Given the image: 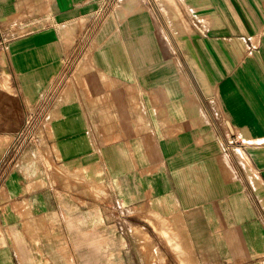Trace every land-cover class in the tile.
<instances>
[{"label": "crops", "instance_id": "1", "mask_svg": "<svg viewBox=\"0 0 264 264\" xmlns=\"http://www.w3.org/2000/svg\"><path fill=\"white\" fill-rule=\"evenodd\" d=\"M91 1L33 2L38 28L3 41L13 85L32 90L50 82L65 56L61 39L74 32L79 8ZM182 1L203 10L192 50L215 92L209 108H190L188 78L187 86H173L180 78L167 75L173 61L161 62L154 15L139 0H120L117 9L126 12L119 25L144 34L139 46L137 38L131 41L129 65L144 58L151 72L160 57L155 66L164 67L166 82L154 90L149 79L150 107L123 115L146 117L147 123L119 126L116 146L102 145L98 161L87 151L59 162L80 161L87 170L99 164L106 186L98 189L111 192L114 203L105 194L94 199L92 179L80 192H71L73 185L62 178L57 190H33L29 176L7 167L0 176V264H141L140 243L126 240L131 227L158 248L162 264H264V0ZM28 2L0 0V23L17 17ZM156 2L169 23L189 28L170 8L174 0ZM105 46L108 64L123 76V52L113 40ZM131 66L126 72L134 77ZM89 70L79 65L76 71L94 93V82L106 77ZM20 94L21 100L35 99ZM71 141L63 143L76 149Z\"/></svg>", "mask_w": 264, "mask_h": 264}, {"label": "rangeland", "instance_id": "2", "mask_svg": "<svg viewBox=\"0 0 264 264\" xmlns=\"http://www.w3.org/2000/svg\"><path fill=\"white\" fill-rule=\"evenodd\" d=\"M174 1L176 3H172L170 8H173L181 19L183 17L187 20L189 28L180 29L169 23L156 0H139V6L143 8L142 5H145L155 17L158 34H154V37L159 45L161 62L163 63L165 59L173 61L174 68L171 67L167 75L180 78L173 81V86H177L178 89L181 83L183 86L186 85L184 78H188L190 108H197L198 105L209 108L208 98L213 97L215 92L213 86L202 79L203 74L196 64L197 59L192 50V42L198 34L199 24L202 23L199 14L203 10L198 11V7L192 8L188 2L182 0ZM33 2L38 0H29L27 8H23V12L18 13L17 17L5 21L4 24L0 23V176L7 167L9 173L22 172L30 177V187L33 190L39 188L57 190V180L62 178L73 185L72 189L70 188L71 192L76 188L80 192V188L86 185V179H92L95 189L94 199L105 194L104 197H107L112 205L114 203L112 193L108 194L98 189L106 186L103 183V170L99 164L95 163L87 170L80 161L66 166L64 164L60 166L59 162L63 158L75 154L81 155L87 151L93 152L96 162L101 156L102 145L116 146L119 126L147 123L144 116V118L142 116L134 118L123 115L150 107V86L147 83L153 78V82H156L153 83L154 90L156 87L162 88L160 83L166 82L162 79L166 75L165 69L162 65L155 66L160 57L152 61L154 69L152 68L151 72L149 67H146L149 62L146 63L144 58L135 61L133 66L129 65L128 54L132 53L131 41L137 38L139 46L138 36H142L144 40V34L138 31L131 34L134 27L127 24L128 27L124 29L119 25L122 22L119 17L120 12H126L124 7L117 9L120 0H92L79 8V17L74 21L76 24L74 32L69 34L67 39H61L65 47V56L50 82L43 86H35L32 90L24 85H13L3 41L38 28L39 20L33 11L35 6ZM48 23L55 24L57 28L55 21L48 20ZM107 30V34L104 35ZM125 30L127 32L125 38L121 33L118 35V32L126 35ZM5 32L11 34L3 35ZM111 40L123 52L121 58L123 76L112 70L113 67L108 64L107 56L102 53L106 47L105 43ZM254 41L257 45V39ZM188 46L190 49L187 48ZM156 54L155 52V56ZM79 65H86L88 70L96 69L104 72L106 78L94 82L96 86L94 93H88L85 84L81 81V75H77L79 73L76 70ZM129 66L135 71L134 77L126 72L131 69ZM89 73V75L93 74ZM18 91L21 92L20 96H25L24 92L33 93L27 96L35 99L21 100ZM158 91L160 94L161 91ZM179 92L173 94L174 104H178L176 94ZM153 107H156V103ZM70 140L77 143L76 149L70 150L69 145H64L63 142ZM60 146H63L62 155L59 151ZM110 155L116 160V148L110 149ZM113 166L116 170L117 167L113 164L109 166L110 169ZM2 186L3 182H0V187ZM141 232L133 227L126 230V240H138L140 243L141 264H162L158 248L156 246L152 248L146 241V235Z\"/></svg>", "mask_w": 264, "mask_h": 264}]
</instances>
